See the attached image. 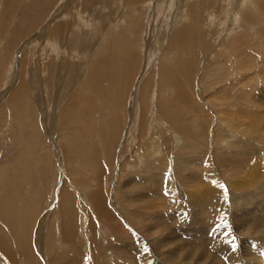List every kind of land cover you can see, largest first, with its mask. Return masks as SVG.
Instances as JSON below:
<instances>
[{
    "label": "rangeland",
    "instance_id": "1",
    "mask_svg": "<svg viewBox=\"0 0 264 264\" xmlns=\"http://www.w3.org/2000/svg\"><path fill=\"white\" fill-rule=\"evenodd\" d=\"M262 253L264 0H0V264Z\"/></svg>",
    "mask_w": 264,
    "mask_h": 264
},
{
    "label": "bare ground",
    "instance_id": "2",
    "mask_svg": "<svg viewBox=\"0 0 264 264\" xmlns=\"http://www.w3.org/2000/svg\"><path fill=\"white\" fill-rule=\"evenodd\" d=\"M244 13V12H243ZM249 14V13H248ZM251 14V13H250ZM244 15H247V14H244ZM242 20V19H241ZM246 20V19H245ZM249 20H250V18H249ZM235 54V53H234ZM58 66V65H57ZM59 67V66H58ZM55 68V67H54ZM56 69V68H55ZM71 75V74H70ZM27 89V88H26ZM88 98V97H87ZM78 114V113H77ZM78 117V116H77ZM172 120V119H171ZM66 123V122H65ZM63 124V125H66V124ZM28 125V124H27ZM86 126V125H85ZM80 130H82V129H80ZM83 131V130H82ZM80 136V135H79ZM104 140V139H103ZM88 147V146H87ZM96 149V148H95ZM105 149V148H104ZM90 151V154H91V156L93 155V152L94 151H92L91 149H89ZM92 152V153H91ZM97 157V156H96ZM95 159V158H94ZM98 159V158H97ZM96 160V159H95ZM97 161V160H96ZM40 164V163H39ZM32 170V169H31ZM100 170H102V169H98V173L100 172ZM8 175H5L4 177H7ZM100 176V175H99ZM9 180H7V179H5V180H2V182H1V186L3 187V188H6L5 190H6V196H4V198H5V204L6 205H10V204H13V202L14 201H11V200H14L15 198H12L11 200H9V197H10V194H12L11 192H12V190H10V186H9ZM13 189V188H12ZM16 193V192H15ZM103 193L101 192V190H96L95 191V193H93V194H91L90 196H89V198L91 199L90 201H91V203H92V201H94V202H97V206H99L98 208H99V212H100V216L102 217H107L108 219H113V214L111 213V211L106 207V204H105V199H104V196L102 195ZM66 196V195H65ZM20 202V201H19ZM14 203H16V200H15V202ZM17 203H18V201H17ZM6 209H8V206H6ZM6 211V210H5ZM97 214V213H96ZM98 215V214H97ZM99 216V215H98ZM8 218H9V216H8ZM10 218H11V220L10 221H14V219L16 218V215H14V214H12V215H10ZM12 221V222H13ZM91 223H93V222H91ZM28 224V223H27ZM91 225V224H90ZM93 225V224H92ZM16 237V236H15ZM21 242V241H20ZM30 244V243H29ZM24 245V244H23ZM26 245V244H25ZM28 246V245H27ZM251 258V257H250Z\"/></svg>",
    "mask_w": 264,
    "mask_h": 264
},
{
    "label": "snow or ice",
    "instance_id": "3",
    "mask_svg": "<svg viewBox=\"0 0 264 264\" xmlns=\"http://www.w3.org/2000/svg\"><path fill=\"white\" fill-rule=\"evenodd\" d=\"M213 183H215V181H213ZM221 187H224L223 185H221ZM167 194V193H166ZM262 255H264V253H262Z\"/></svg>",
    "mask_w": 264,
    "mask_h": 264
}]
</instances>
